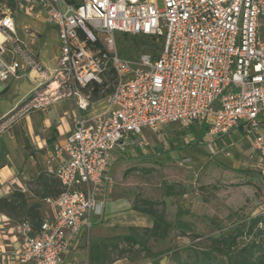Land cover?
I'll use <instances>...</instances> for the list:
<instances>
[{
	"label": "built area",
	"instance_id": "1",
	"mask_svg": "<svg viewBox=\"0 0 264 264\" xmlns=\"http://www.w3.org/2000/svg\"><path fill=\"white\" fill-rule=\"evenodd\" d=\"M162 1L163 7L159 0H17L27 13L45 11L58 29L54 76L62 81L58 88L66 87L58 96H73L78 109L76 126L53 147L62 190L45 200L54 214L37 229L29 221L19 224L21 240L13 250L19 264H77L68 256L102 213L100 194L110 180L114 151L133 144L144 129L204 122L214 150L213 143L244 124L254 135L264 175V0ZM115 32L160 37L162 51L126 59L114 49ZM0 33V52L13 42L28 65L41 69L17 34L12 11H1ZM101 33L106 47L96 46ZM22 65L21 58L3 63L0 78L17 75ZM108 78L113 87L108 109L81 117L90 101L79 86ZM33 96L9 117L50 102L41 92Z\"/></svg>",
	"mask_w": 264,
	"mask_h": 264
},
{
	"label": "rangeland",
	"instance_id": "2",
	"mask_svg": "<svg viewBox=\"0 0 264 264\" xmlns=\"http://www.w3.org/2000/svg\"><path fill=\"white\" fill-rule=\"evenodd\" d=\"M13 4L11 0H0V13L6 6ZM159 5L163 7L162 0H159ZM26 14L29 16L18 13L19 32L28 41L35 39L33 48L36 51L41 50L43 60L47 64L55 65L59 46L58 29L51 23L47 13L39 8H36L34 13ZM105 37V33H101L96 46L106 47ZM114 39V49L130 60H136L145 54L156 56L161 53L163 47L162 38L143 33L115 32ZM38 40L39 49L35 46ZM1 41L3 39L0 36ZM32 54L36 55L33 52ZM18 55L23 57L22 53ZM53 71L54 69L48 71L41 66L40 72L45 73V80L33 95L41 92L50 100L57 96L55 102L39 107L44 106L47 111L59 108L64 122L61 118L59 121L71 131L76 126L78 114L76 99L68 95L58 96L64 94L66 87L58 88L62 81L54 76ZM91 84L79 86L80 91L87 95L90 101L88 109L79 112L83 118L106 111L113 89L112 84L107 83L99 92L94 93L95 85L102 83ZM13 111L14 109L11 112ZM55 131L58 129L53 125L51 134ZM206 131L204 122L168 123L158 131L144 129L140 136L133 138V144L114 151L111 166L119 159H125L126 166L121 181L127 183L130 193L135 197V205L140 208H155L158 214L173 225L167 238L147 240L148 246L155 252L162 251V255L154 259L145 257V252L139 246L117 238L128 233L127 228L96 230L93 220L89 235L84 233L81 237L83 242L80 250L70 252L68 258L74 257L72 259L77 264H89V247L95 237H108L119 243L118 248L114 243L110 244L109 257L116 258L124 251L123 254L133 259L127 258L129 264H189L194 259L193 252L188 251L189 248L207 250L213 246L214 239L230 233H238L237 245L248 243L252 238L248 231L250 219L255 216L264 217V175L258 165V155L251 158L243 155L241 159L230 145H220L217 142L213 143L212 150ZM193 150L202 151L205 156H201L200 160L194 159L190 155ZM245 160L249 161L248 164H243ZM25 181L30 190L29 196L25 197V194L15 190L17 197L11 202H0V209L18 216V221L24 218L19 217L22 212H27L28 218L33 220L36 228L40 218L34 215L35 211L31 205L37 204L42 208L45 217L51 215L52 207L44 198L60 193L62 186L55 173L48 169L40 170L39 173L34 171ZM149 200L155 203L148 204ZM260 226L264 236V222L260 223ZM118 259L122 258H116L113 262ZM216 263L226 264V257L218 256Z\"/></svg>",
	"mask_w": 264,
	"mask_h": 264
},
{
	"label": "crops",
	"instance_id": "3",
	"mask_svg": "<svg viewBox=\"0 0 264 264\" xmlns=\"http://www.w3.org/2000/svg\"><path fill=\"white\" fill-rule=\"evenodd\" d=\"M11 1L14 4L6 6L4 10L12 11L15 14L16 31L23 41L25 49L36 54L35 58L42 67L48 71L52 69L55 71L60 55V41L57 29L55 30L57 31L59 46L58 52L55 55L56 64H47L43 60L44 56L41 50L37 47L39 40L36 41L35 46L40 52L36 51L32 46L35 39L28 41L19 32L18 13L19 15H29L26 14L27 12L25 13V11L18 9L17 0ZM15 49V43L7 42L5 44L4 51L0 52V67L3 63H10L14 59L21 58ZM21 62L23 65L17 75L7 80L0 78V199L7 200L8 202L13 201L17 197L15 190L25 194V197L29 196L30 190L25 180L34 171L39 173L40 170L48 169L54 172L56 161L51 160L54 144L70 132L68 131V127L59 121L61 118L59 108L47 111L44 109V106L42 108L36 107L38 109H32L23 115L5 118L13 109L16 110L17 107H21L26 99L35 94L45 80V73L40 72L41 69L28 65L24 57L21 58ZM55 101V98L51 99L48 105ZM61 120L64 122L62 118ZM197 123L200 122H196L195 124ZM53 125H56L58 131L51 134V127ZM262 131L264 132V124ZM217 143L225 146L230 145L240 158L243 155L249 158L257 156L254 152V135L247 131L244 124L238 125L225 139H218ZM190 155L197 160H200L201 156H205L202 151L198 150H193V153H190ZM124 161L125 159L123 158L119 159L108 171L110 180L104 183L100 194V197L104 199V207L101 215H95L93 219L96 223V230L104 231L114 227L127 228L129 226L150 227L153 224L151 215L135 209V197L130 193L127 183L121 181L124 167L126 166ZM249 161L245 160L243 164H248ZM50 206L52 207V214L46 217L42 208L40 209L38 206V218L43 220L51 217L54 214V207ZM17 217L11 212L0 209V264H19L13 255V250L17 242L21 240V234L18 231L20 223L29 221L33 229H37L40 225L39 223L35 228V224L33 220L28 218L27 212H22V215L19 216L24 217L21 221H18ZM81 237L74 243L71 253L80 250L81 243L83 242ZM72 258L74 257L70 259ZM129 263L130 261L127 258H122L112 264Z\"/></svg>",
	"mask_w": 264,
	"mask_h": 264
},
{
	"label": "trees",
	"instance_id": "4",
	"mask_svg": "<svg viewBox=\"0 0 264 264\" xmlns=\"http://www.w3.org/2000/svg\"><path fill=\"white\" fill-rule=\"evenodd\" d=\"M111 80V78H108L102 84H96V88L93 89V92H99V89H101L107 83H111ZM31 97L32 96L26 99L21 107L25 105L31 99ZM19 108L20 107H17V109ZM14 111L5 118L12 115ZM0 201H4L6 203L8 202L4 199H0ZM147 203L151 204L155 203V201L153 202L149 200ZM37 207V204L31 205V208L35 211L34 215L38 217ZM134 207L135 209L147 213L153 217L152 226H129L127 227L128 233L120 235L117 238H121L124 242L130 243L133 246H139L141 250L145 252V257L152 259L159 257L163 254V252L153 251L150 246H148L147 240L150 238L155 240L167 238L173 229V225L164 216L158 214L156 209L153 207L140 208L136 205ZM41 221L42 220L40 219L39 223ZM263 222L264 217L262 216H255L250 219L248 231L252 235V238L246 244L237 245V240L239 237L238 233H230L227 236H221L214 239L213 246L207 250L199 251L194 247L189 248L188 251H191L194 254V259L192 260V263L189 264H217L216 258L218 256L226 257V264H264V236H262L263 228L260 226V223ZM112 240L113 239L108 237L93 238L89 247V264H110L116 258H129L133 260L128 255L123 254L122 252L124 251H121V254L116 258H110L108 251L110 244L114 243L116 248L119 246V243H115Z\"/></svg>",
	"mask_w": 264,
	"mask_h": 264
},
{
	"label": "bare ground",
	"instance_id": "5",
	"mask_svg": "<svg viewBox=\"0 0 264 264\" xmlns=\"http://www.w3.org/2000/svg\"><path fill=\"white\" fill-rule=\"evenodd\" d=\"M0 35L2 36V38L4 39V35L2 33H0ZM4 41V40H3Z\"/></svg>",
	"mask_w": 264,
	"mask_h": 264
}]
</instances>
